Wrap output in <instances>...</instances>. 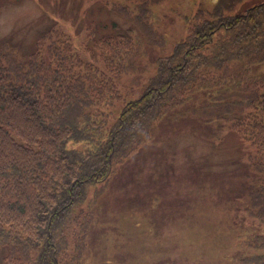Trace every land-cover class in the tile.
<instances>
[{"label": "trees", "instance_id": "1", "mask_svg": "<svg viewBox=\"0 0 264 264\" xmlns=\"http://www.w3.org/2000/svg\"><path fill=\"white\" fill-rule=\"evenodd\" d=\"M127 1L136 13L126 5L112 9L124 11L133 24L131 35L110 34L94 42L102 71L119 70L113 77H100L91 63L78 71L85 59L57 30L41 34L26 56L8 38L0 42L4 264H83L100 192L121 162L156 140L163 122L175 130L240 113L232 127L254 149L242 178V200L248 199L250 215L264 222V0L243 10H238L243 0H215L210 9L188 17L186 34L170 53L157 56L143 93L116 112L114 77L132 63V34L138 48L143 39L159 47L166 38L158 33L154 11L163 0ZM194 100L198 103L191 105ZM245 242L264 249V236ZM243 261L264 264V253Z\"/></svg>", "mask_w": 264, "mask_h": 264}, {"label": "rangeland", "instance_id": "2", "mask_svg": "<svg viewBox=\"0 0 264 264\" xmlns=\"http://www.w3.org/2000/svg\"><path fill=\"white\" fill-rule=\"evenodd\" d=\"M214 1L163 0L157 5L155 23L165 42L155 47L142 38L145 43L138 48L132 34V63L114 77L120 99L114 101L116 112L143 93L156 72L157 56L170 53L186 34L187 18L210 9ZM260 1L243 0L238 10ZM113 4L137 12L127 0H0V42L8 38L26 56L41 34L57 30L85 59L78 71L91 63L100 77H113L119 70L102 71L94 42L110 34L130 36L133 26ZM105 110L114 114L111 107ZM241 117L237 112L229 120L175 130L163 122L156 140L121 162L100 192L83 264H247L246 256L263 254L264 249L245 242L264 236V222L250 215L249 200H242V178L254 149L232 127ZM98 191V186L91 189L89 204Z\"/></svg>", "mask_w": 264, "mask_h": 264}]
</instances>
